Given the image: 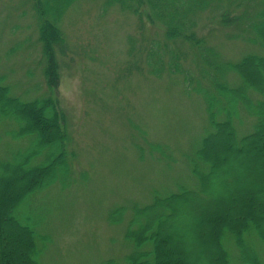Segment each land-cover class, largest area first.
Instances as JSON below:
<instances>
[{
  "label": "rangeland",
  "instance_id": "rangeland-1",
  "mask_svg": "<svg viewBox=\"0 0 264 264\" xmlns=\"http://www.w3.org/2000/svg\"><path fill=\"white\" fill-rule=\"evenodd\" d=\"M252 1L250 6L236 4L237 13L244 12L251 22L256 19L254 11L264 8L259 0ZM246 19L224 26L219 13L210 8L200 14L199 33L224 61H238L250 52L264 54L260 43L251 42L253 29ZM37 24L33 0H0V83L10 84L27 99L45 90ZM61 27L70 53L62 58L58 96L73 141L74 167L61 182L30 195L20 209L39 233L41 264L122 261L134 248L128 232L136 228L131 220L137 209L184 184L197 186L187 154L197 149L206 133L210 111L183 74L167 68L156 74L148 65L147 52L139 43L163 42L161 26L105 0H78L66 10ZM131 37L136 38L140 54L145 53L138 54L140 68L132 67ZM177 42L185 53L183 68L198 77L201 65L197 67L193 59L199 61V52ZM230 80L234 85L241 82L235 73ZM38 85L42 91L36 90ZM243 113L238 122L240 135L254 125L252 115ZM15 130L14 122L0 118V166L35 147L28 137L14 136ZM250 153L239 159L230 144L224 145L218 153L219 164L238 173V182L251 185V178L241 175L242 166H259L258 157ZM258 154L264 157V149ZM7 174L14 182L25 180L17 169ZM214 189L222 196L211 204L198 205L199 211L196 205L184 209L172 223L179 229L198 227L204 214L216 212L236 195L223 179ZM255 239L263 253L264 244ZM204 246L200 237L191 236L183 247L190 249L198 264H210ZM215 261L219 264L217 256Z\"/></svg>",
  "mask_w": 264,
  "mask_h": 264
},
{
  "label": "trees",
  "instance_id": "trees-1",
  "mask_svg": "<svg viewBox=\"0 0 264 264\" xmlns=\"http://www.w3.org/2000/svg\"><path fill=\"white\" fill-rule=\"evenodd\" d=\"M77 1L33 0L39 31V65L45 90L27 99L16 94L10 84L0 83V118L16 124L14 136L28 137L35 144L0 166L4 172L0 176V194L4 193L0 197V264H41L38 259L39 233L20 207L30 195L61 182L74 167L75 150L58 95L62 58L70 53L61 20L68 7ZM105 1L161 26L165 42L139 43V47L147 52L141 54L147 55L145 59L153 73L174 69L183 74L189 85H195L193 89L207 102L210 119L197 149L186 153L190 171L198 180L197 186L191 188L184 184L179 190L156 195L149 204L138 208L131 220L136 228L128 232L134 248L124 260L110 258L103 264H198L190 256V249L183 247L191 236L200 237L205 245L202 251L209 256L210 264H217L216 256L219 264H264V252L256 247L255 239L264 244V157L258 154L264 149V54L250 52L238 61H224L218 56L219 52L207 44L206 36L199 33V18L204 11L215 9L220 23L229 26L247 18L244 12L237 13V6H250L248 4L255 1ZM257 3L264 5V0ZM254 12L256 19L252 22L246 19L245 23L250 22L249 27L253 29L251 42L264 47V8ZM178 40L199 52V61L193 59L197 67L201 65L198 77L183 68L181 59L185 53L177 45ZM129 41V56L135 63L132 67L140 68L138 54L141 49L135 37ZM232 73L240 77L238 85L231 84ZM41 86L38 85L36 90L42 91ZM241 112L252 115L255 125L243 135L238 132V122L240 125L244 115ZM222 114L223 119L218 118ZM227 144L238 153L239 159L248 151L258 157L256 169L249 165L240 167L242 176L253 179L249 181L251 185L238 182V173L227 171L219 164L218 153ZM14 169L21 171L25 177L23 182L11 180L7 171ZM221 179L224 185H232L236 195L218 206L216 212L204 214L198 227L179 229L172 223L184 209L211 204L216 197L222 196L214 189ZM229 206L231 209L228 210Z\"/></svg>",
  "mask_w": 264,
  "mask_h": 264
}]
</instances>
